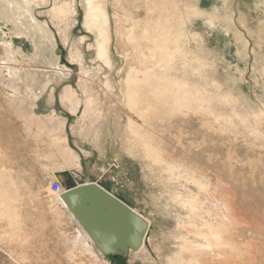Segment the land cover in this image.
Returning <instances> with one entry per match:
<instances>
[{"label": "rangeland", "instance_id": "374dc122", "mask_svg": "<svg viewBox=\"0 0 264 264\" xmlns=\"http://www.w3.org/2000/svg\"><path fill=\"white\" fill-rule=\"evenodd\" d=\"M177 1L100 0L110 19L107 65L91 49L98 37L84 22V0H0V264H172L176 253L179 264H199L214 250L236 263L264 264V0ZM59 4L77 14L62 17ZM5 45L14 48L15 66L4 63ZM152 53L168 56L160 79L143 74ZM9 65L56 82L64 74L53 105L62 119L52 130L48 122L38 134L2 98ZM130 73L144 81L135 105L121 93ZM68 86L81 97L78 107L61 103ZM53 88L38 102L41 116L53 110ZM103 114L110 129L99 153L78 133L91 132ZM120 116L136 127H123L122 137L114 125ZM70 153L82 169L64 170ZM51 166L63 167L66 187H76L70 171L79 170L77 183L98 181L147 220L138 261L97 260L73 245L81 226L51 192ZM210 221L227 225L235 241L212 248L190 233L210 230Z\"/></svg>", "mask_w": 264, "mask_h": 264}, {"label": "bare ground", "instance_id": "6f19581e", "mask_svg": "<svg viewBox=\"0 0 264 264\" xmlns=\"http://www.w3.org/2000/svg\"><path fill=\"white\" fill-rule=\"evenodd\" d=\"M9 1H11V0H9ZM175 4L177 5V7H179L178 5H180V4H178L177 0H176ZM100 6H101L100 0H84L83 7L85 8V11H86L84 22L86 24L87 29H92L97 34L98 39H97L96 46L95 47L92 46V48H91L93 51H95L97 53V59L101 63L105 62L107 65H112L110 62L112 60V58L109 54L110 39L107 36V34L105 33L106 32V26L110 23V21H109L110 19H108L109 18L108 14L106 15V13L104 12V9ZM14 7H15V5H14ZM17 9L20 10L19 8H17ZM55 12L57 14L61 15L62 17H64L65 15H69V16L73 17L77 14V10H76V8H74V6L72 8H70L67 5H62V4H59L55 8ZM67 35H68V33H67ZM67 35H66V40L69 39V38H67ZM122 40L124 41V39H122ZM43 41H44V39H43ZM132 46H134V45L132 44ZM4 47L6 49L5 55L7 54L6 58L4 57L5 59L1 58L4 60V63H6V65H7L8 63L13 64V62L18 61V60H16L17 58H15L16 57L15 52L13 51L14 48L12 49V47L9 45H7V46L5 45ZM78 50L80 51V49L77 47L76 51H78ZM134 50L135 49H133V51ZM152 54L155 55L153 58L154 61H152V60L149 61L146 56H144V58H143L146 61L148 60L147 62H149V63L151 62L150 64L148 63L149 67L147 66L148 68L143 70L144 71L143 74L146 76L152 75L153 77L160 79L161 77H160V73L158 72V67L162 65L163 60L167 61L168 56H166V55L161 56L157 53H152ZM77 55L79 56L78 53H77ZM80 55H81V53H80ZM82 55H83V53H82ZM53 58H51L50 60H52ZM147 62H146V64H147ZM143 65H145V64H143ZM7 67H9L8 69H10L11 73H10L9 78L6 77V78H3V80H2V83H3L5 88H2L1 95H3V97L2 96L1 97L6 99V101L9 103V105L14 110V112L19 113V115L21 117H23L28 122L29 126H31V127L33 126V128H35V130L37 131L38 134L41 135V134H43V132L45 130H47L46 125L48 122L51 123L49 125L50 126L49 129L52 130L54 128L52 124L56 120L60 121L62 119L60 117L61 115L59 116V113H57L53 109L54 108L53 105H55L54 98H56V97L54 95H55L56 87L58 84L60 85L64 81V78H65L64 74H63V76H61V79H60L62 82H56V81H50L49 80L48 77L51 78V76H47V75L41 76L39 74L31 73V72L25 75V74H21L18 67L14 68V67H10V65ZM144 67L145 66H143V69H144ZM140 70H141V68H140ZM140 72L137 71V74H139ZM131 76H133L132 73H130L128 75V77L126 78L124 92H122V90H123L122 89L121 93L124 95V101L125 102L127 100L132 105H135V103L140 98L139 93H140L141 86L144 83V81L138 77L131 78ZM178 76L179 75H177V76L171 75V77H176V78ZM184 76L187 78V75H184ZM43 77H45V78L43 79ZM66 80H68V79H66ZM121 83H123V82H121ZM50 86H54V88L52 91H50L51 94L49 95V103H47V105L52 106L53 110L51 109L52 110L51 113L45 117V116H41L38 113H36L35 109H36L37 105L39 104L38 102L41 99H43V96L49 90L48 88H50ZM120 87H121V85H120ZM76 90H77L76 88H74L72 86H68L62 91L60 98H61V103L63 106L69 105L73 108V107H78L80 105L81 97L78 96ZM122 117L120 116L119 118H117V119L115 118V120H114V125H116V129L118 130L117 135L119 137H122L120 134V131L123 130V127H127V131L129 129H131V130L136 129L135 124L131 120L128 121L126 125H123L124 123L122 122ZM48 119H52V121H48ZM109 120H110L109 114L100 115L99 118H96L94 120L93 129L91 130V132H89V133H87L85 131H83V133L77 132L79 140H82L83 138L87 137V138H85V141L88 143H93L99 149V153H101L102 148H103V144L105 142L106 135L109 133L108 129H110L109 124H108ZM62 123L64 124V122H62ZM72 126L74 129H76V127L77 128L79 127L76 124H73ZM132 137L133 138L135 137V133H132ZM130 138H131V136L129 137V135H126V137H124L123 140L130 142L132 140ZM58 141H59L58 139H52V142H54V144L57 146L59 145ZM144 149L146 150V152L148 154V158L156 159V157H154L155 154L153 153L152 148L147 146V147H144ZM83 152L85 154L89 155L87 152H85V151H83ZM78 158H79L78 156L75 157L70 153V156L68 155L67 160H65L66 166L68 168L64 167V170H69V169L71 170L74 167L82 169V165L80 166V164H79V163H81V158H79L80 160ZM58 168L56 171L58 173H59V171H61L60 173H62L63 167L62 168L58 167ZM91 170H92L91 172H94L96 174V176L100 175V172L97 169V166ZM70 173H71V171H70ZM0 176H1V174H0ZM6 182H7V179H6ZM6 186L9 187V184L6 185V183H5V188H6ZM7 190L10 191L8 188H7ZM18 191L19 190H16L15 194ZM17 195H18V193H17ZM0 197H1V190H0ZM260 203H264V197L261 198ZM188 206H190V208H196V205L194 207V204L191 201L188 202ZM191 218H194V217L191 216ZM210 223H211V221H210ZM241 223L243 224V222H241ZM202 225L205 226V225H208V223L206 222ZM208 226L210 227V230H208V231L201 229V231L195 232L194 230H191L190 233L195 234V236L197 238H199V237L205 238L208 241L207 246H210L212 248H214V246H216V244H217L216 241H218V242L222 241L223 243L227 242L226 245H229L230 242L235 241L234 240L235 234L233 233L232 230H227L228 229V227H226L227 225H223V224H220V223L214 221L213 223H211ZM215 226L218 228L216 231H215ZM81 228L79 229L80 231L78 232V235L76 236V238L73 242V245H75L78 250H81L83 253L88 254L97 260L100 257H104L99 252L96 245H94L92 243V241H91L90 237L87 235V233ZM223 230L225 231V235H222ZM207 232H210V234H207ZM242 236H243V234H242ZM186 243H187V245H189V247H192L193 244L194 245L197 244L196 242H186ZM215 251L216 250H214V253H212V255H210V258H208L207 260H204L202 262H199V260L201 259L200 258L197 263H199V264H201V263H203V264H235L236 263V261H234L235 258H233V257L225 258L223 253L220 254V253L215 252ZM137 253L138 252H134L131 250L128 258L132 259V262H133V260L138 261L139 258L137 257ZM221 256L223 257V260L222 259L220 260ZM178 260H180L179 253L173 254L171 256V258L169 259V261L172 264H179ZM182 261H184V259H181V262ZM193 261H194V259H191L190 262H188V263L191 264V262H193ZM96 264H99V263H96ZM107 264H111V262H109ZM146 264H157V263L154 261H151V262L147 261ZM236 264H240V263H236Z\"/></svg>", "mask_w": 264, "mask_h": 264}, {"label": "water", "instance_id": "95a60500", "mask_svg": "<svg viewBox=\"0 0 264 264\" xmlns=\"http://www.w3.org/2000/svg\"><path fill=\"white\" fill-rule=\"evenodd\" d=\"M60 199L104 257L125 263L131 250L144 247L150 230L145 218L98 182L67 188Z\"/></svg>", "mask_w": 264, "mask_h": 264}, {"label": "crops", "instance_id": "0c3cea01", "mask_svg": "<svg viewBox=\"0 0 264 264\" xmlns=\"http://www.w3.org/2000/svg\"><path fill=\"white\" fill-rule=\"evenodd\" d=\"M46 98V97H45ZM45 105V104H44ZM45 107L47 108V106L45 105ZM53 157H55V156H53ZM55 159H56V161L57 162H55V164L53 165V166H56V164L58 163V159L55 157ZM53 166H51V174H50V176H51V178L53 179L52 181H54V180H59L60 182H61V184H62V186H65V181L63 182V177H60L59 176V174H58V172L56 171V169H54V167ZM81 173V171H79V170H73L72 172H71V175H70V177H71V180H73L74 182H76V186H78V184H81V183H85L84 181H81L80 180V182L79 183H77V179L78 178H80V176H79V174ZM96 182H98V181H96ZM99 183V182H98ZM66 187V186H65ZM68 188V187H67ZM71 188V187H70Z\"/></svg>", "mask_w": 264, "mask_h": 264}, {"label": "built area", "instance_id": "2783aa9c", "mask_svg": "<svg viewBox=\"0 0 264 264\" xmlns=\"http://www.w3.org/2000/svg\"><path fill=\"white\" fill-rule=\"evenodd\" d=\"M50 189L53 195H55L58 199L59 197L64 193V191L67 189V187L62 186L61 182L59 180H54L50 184Z\"/></svg>", "mask_w": 264, "mask_h": 264}]
</instances>
